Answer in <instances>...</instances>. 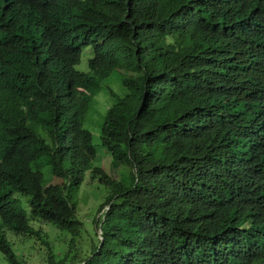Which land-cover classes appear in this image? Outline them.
<instances>
[{
    "label": "trees",
    "instance_id": "16d2710c",
    "mask_svg": "<svg viewBox=\"0 0 264 264\" xmlns=\"http://www.w3.org/2000/svg\"><path fill=\"white\" fill-rule=\"evenodd\" d=\"M98 93L116 99L99 145L130 184L96 163ZM88 171L109 195L85 253ZM8 231L49 264H264V0H0V250L31 264Z\"/></svg>",
    "mask_w": 264,
    "mask_h": 264
},
{
    "label": "rangeland",
    "instance_id": "374dc122",
    "mask_svg": "<svg viewBox=\"0 0 264 264\" xmlns=\"http://www.w3.org/2000/svg\"><path fill=\"white\" fill-rule=\"evenodd\" d=\"M93 56V48L87 47L83 51L82 60L77 65V68L82 71L88 70V61ZM116 99L112 96H107L104 93H98L93 98V105L88 116L86 117L85 126L93 133L94 142L98 148V155L96 163L106 169V171L114 178L121 179L127 184L132 183L131 169L127 165L115 167L112 157L108 151L99 144L101 143V125L106 109L109 104H112ZM50 183H58L60 180L57 177H49ZM109 195V189L106 185L100 182L99 179L93 178L91 171L86 172L85 180L81 186L79 193L78 217L83 221L86 231L80 237L79 242L84 245L85 253H88V245L95 239L96 232L100 229L96 227L94 221L96 217L100 216L102 212H98V208L105 202ZM27 202V198H25ZM28 208V207H27ZM30 218V213H29ZM36 227L41 226L44 232V240H48L57 251L65 252L68 250V241L71 235L68 231L62 230L54 225L42 224L38 225L34 222ZM39 226V227H38ZM8 237L13 244V248L17 253L26 255L28 262L31 264H49L48 253L49 247L42 240L37 239L32 241L30 238L22 235H17L12 231L7 232ZM61 248V249H58ZM82 258V253L80 255ZM79 258V259H80ZM82 260V259H81ZM0 264H7V261L0 250Z\"/></svg>",
    "mask_w": 264,
    "mask_h": 264
},
{
    "label": "clouds",
    "instance_id": "9594fccd",
    "mask_svg": "<svg viewBox=\"0 0 264 264\" xmlns=\"http://www.w3.org/2000/svg\"><path fill=\"white\" fill-rule=\"evenodd\" d=\"M216 19L220 22L221 27H223L227 30H229L233 25V23L230 20L226 19L224 16L218 15ZM234 45H235V40L233 41V46ZM99 233H100V235L102 234L101 229L99 230ZM100 238L102 239L101 236H100Z\"/></svg>",
    "mask_w": 264,
    "mask_h": 264
}]
</instances>
